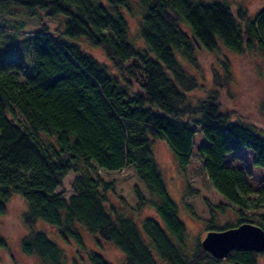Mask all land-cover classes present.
<instances>
[{
    "label": "trees",
    "instance_id": "trees-1",
    "mask_svg": "<svg viewBox=\"0 0 264 264\" xmlns=\"http://www.w3.org/2000/svg\"><path fill=\"white\" fill-rule=\"evenodd\" d=\"M0 2L10 5L8 14L22 7L29 15L39 8L52 18L65 15V33L86 37L109 61L46 31L31 35L34 74L22 56L0 61V213L20 195L28 203L25 225L43 219L86 249L85 227L115 245L123 264H257L264 251L239 248L220 259L200 239L187 253V226L168 192L152 141L167 140L183 171L195 153L211 185L236 208V219L226 225L212 211L207 232L246 222L264 229V214L257 212L264 206V178L257 186L251 183L253 171L239 152L252 150L253 164L264 167V135L251 123L233 120L222 103L232 78L222 50L264 56V6L249 17L248 7L228 0ZM135 14L139 39L131 34ZM203 53L220 55L224 72L214 68V86L193 101L191 94L205 87L204 76L197 74ZM185 115L189 118L182 119ZM200 133L205 141L195 152ZM232 158L242 165L232 164ZM132 167L153 196L135 184L138 206H154L142 229L112 202L113 197L125 199L116 179L102 173ZM70 172L76 174L74 192L66 197L59 188ZM224 208L219 206L222 213ZM21 250L40 264H66L64 249L44 230L33 228L22 238ZM87 259L113 264L95 249L88 250Z\"/></svg>",
    "mask_w": 264,
    "mask_h": 264
},
{
    "label": "rangeland",
    "instance_id": "rangeland-1",
    "mask_svg": "<svg viewBox=\"0 0 264 264\" xmlns=\"http://www.w3.org/2000/svg\"><path fill=\"white\" fill-rule=\"evenodd\" d=\"M228 1L231 5L241 4L248 7L249 17H253L257 10L264 6V0ZM9 8L10 5L0 2V61L13 56H22L29 72L34 74L31 35L43 31L49 32L53 37L75 42L102 61H108L105 51L101 47L92 45L86 37H70L65 33V15L61 14L52 18L46 14L45 10L40 8L37 9L36 14L29 15L25 13L22 7L19 8L22 11L18 12L17 10L15 14L5 13ZM13 8H17V6L13 5ZM134 11L139 14L140 18L142 17L143 13L138 5L134 6ZM136 14L131 21V34L134 38L139 39L137 32L139 16H136ZM139 27L140 25L138 30ZM222 51L230 59L232 72L229 87L223 93L222 103L231 111L230 114L233 120L251 123L256 126L260 134L264 135V56L258 52L239 55L224 49ZM220 57V55L213 53H203L201 55V68L197 69V74L200 78L202 75L204 76L203 79L201 78V82L205 87L191 94L193 101L206 96L208 90L214 86L212 73L214 68L224 72ZM181 118L188 119L189 116L185 115ZM192 126L196 127L194 124ZM204 141L203 135L201 133L197 134L194 143L195 152L197 147ZM152 148L160 165L168 192L177 203L179 216L187 226L188 253L194 249L198 240H202L207 234V220L210 218L212 211L216 213L219 223L226 225L227 222L236 219V208L211 185L201 167V160L195 153L190 165L186 171H183L178 165L177 157L167 140L154 139ZM239 152L246 158V162L253 171V177L250 179L251 183L257 186L259 180L264 178V167L253 164L254 152L252 150L244 148L240 149ZM230 162L234 165H242V162L235 161L233 158L230 159ZM102 173L108 179H116L118 192L125 199V202H121L118 197H113L112 202L124 214L133 217L142 229L144 218L154 212V206L150 202H146L141 207L137 204L138 197L134 190L135 184L139 185L148 198L152 196L145 182L137 176L133 167L112 173L102 171ZM75 175L74 172H70L64 179L62 187L59 188V190L64 191L66 197L74 192L72 183ZM188 185L191 187L189 193ZM154 198L156 197L154 196ZM221 204L225 205V210L227 209L224 213L219 210ZM27 208V201L20 195H14L8 202L6 211L0 213V240L3 238L5 241V245L0 243V264H40L37 257L24 254L21 250L22 238L33 228L44 230L51 239L64 249L66 264H90L87 253L88 250L94 249L104 253L113 264H123L124 256L115 245L97 239V235L85 227H82V233L86 249L80 247L73 240H66L60 234L56 225L43 219H38L33 227L25 225L23 214L27 211ZM257 212L258 214H264V206ZM247 213L251 214V212ZM162 264L164 263L162 262ZM222 264L232 263L223 261ZM257 264H264V253L258 256Z\"/></svg>",
    "mask_w": 264,
    "mask_h": 264
},
{
    "label": "water",
    "instance_id": "water-1",
    "mask_svg": "<svg viewBox=\"0 0 264 264\" xmlns=\"http://www.w3.org/2000/svg\"><path fill=\"white\" fill-rule=\"evenodd\" d=\"M201 245L220 259L228 257L232 250L239 248L261 252L264 251V229L246 222L223 230L208 231Z\"/></svg>",
    "mask_w": 264,
    "mask_h": 264
},
{
    "label": "flooded vegetation",
    "instance_id": "flooded-vegetation-1",
    "mask_svg": "<svg viewBox=\"0 0 264 264\" xmlns=\"http://www.w3.org/2000/svg\"><path fill=\"white\" fill-rule=\"evenodd\" d=\"M0 243L3 244V245H5V241H4L3 238H2V240H0Z\"/></svg>",
    "mask_w": 264,
    "mask_h": 264
}]
</instances>
